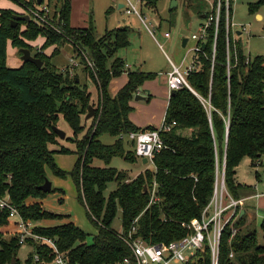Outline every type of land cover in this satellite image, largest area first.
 <instances>
[{
	"label": "trees",
	"instance_id": "obj_1",
	"mask_svg": "<svg viewBox=\"0 0 264 264\" xmlns=\"http://www.w3.org/2000/svg\"><path fill=\"white\" fill-rule=\"evenodd\" d=\"M15 1L24 9H38V0L32 4ZM139 1L156 9L161 0ZM263 6L264 0H259L249 6V13L258 15ZM48 7L53 22L63 28L64 35L33 19L12 27L14 17L21 15L0 10V198L9 197L23 220L35 223L36 234L53 239L68 264H115L130 255L127 245L111 229L119 210L125 233L139 218L136 237L147 244L171 243L186 237L182 223L201 218L223 169L226 188L234 200H243L251 192V187L238 183L237 169L245 159L251 161V166L259 167L264 157V57L248 56L241 39L232 38L225 9L218 29L214 20L206 30L200 51L194 54L195 70L188 76L192 90L182 88L170 96L165 120L174 126L170 132L162 133L168 149L154 157L150 169L130 179L126 173L100 168L95 163L109 165L115 157L132 163L140 160L135 143L127 135L156 129H140L132 123L131 102L145 82L156 75L128 72L125 62L117 57L131 44L128 28L97 38L92 29L71 27L70 0H48ZM206 16H216L215 10ZM39 37H45L46 42L41 50H36L30 43ZM67 38L73 40L83 72L93 81L96 98L75 69L64 73L52 64L57 51L51 57L43 52L68 42ZM76 45L88 53L93 68L81 59ZM9 46L30 50L43 61V67L22 63L19 68H9ZM126 72L128 83L112 97V80ZM90 106L95 108V116L86 121ZM61 121L72 135L64 141L71 142L74 150L63 146L64 141L54 131V127L61 128ZM187 131H191L188 136ZM105 135L115 138V144L105 145L101 141ZM128 143L133 144L135 151H125ZM57 153L78 157L72 171L65 172L56 165ZM48 170L59 178H72L79 201L98 227L92 244L87 243L89 235L72 222L52 227L36 224L70 219L48 212L41 204L50 194L60 193L40 190L48 179ZM155 182L160 201L149 207L151 195L144 190L146 185L151 189ZM111 183H116L117 188L106 198ZM234 228L238 232L233 238L230 225L222 236L220 264H264V245L259 244L247 213H241ZM27 243L34 249L27 264L54 262L55 255L46 244L32 240ZM21 247L16 222L8 210H0V264H13V258L15 264H21L17 258ZM36 255L39 262L35 261Z\"/></svg>",
	"mask_w": 264,
	"mask_h": 264
},
{
	"label": "rangeland",
	"instance_id": "obj_2",
	"mask_svg": "<svg viewBox=\"0 0 264 264\" xmlns=\"http://www.w3.org/2000/svg\"><path fill=\"white\" fill-rule=\"evenodd\" d=\"M6 1L12 5L17 4L15 0ZM131 1L138 7L144 22H142L138 16L133 15L134 17L129 18L132 22L126 25V27H129L131 33V44L127 49L121 50L119 56L124 58L125 62L128 63L127 65H131L133 69L136 70L157 74L159 77L162 76L160 74H164L167 71V68L170 67V61H168L167 55L170 60L178 64H180L186 57L183 70L190 66L194 60V53L190 51V49L195 46V41L192 40V35L201 34V24L204 25L207 22V19L202 18V16L212 13L214 0H161L156 9L145 7L139 0ZM258 1L259 0H236L233 2L232 7V22L236 25L233 27L232 38L234 40L241 39L247 55L252 58L256 56L264 57V6L261 7L258 12L262 17V19L259 18L261 20H259L256 15H251L249 13V6L258 3ZM173 2H176L177 6H173ZM103 17L104 14L99 16V20L103 21ZM104 21L106 22V20ZM241 26H246L248 33H243L240 30ZM148 28L153 34L150 33ZM166 32L171 34V39L167 42L163 38ZM238 32H242L243 34L238 35ZM184 39L189 40L187 47H183ZM158 44H161L162 48H160ZM71 54L74 56L77 54L75 53L73 45L69 43L62 45V52L52 59V64L56 67L69 65L68 58ZM21 63L22 62L18 56V50L9 46L7 66L9 68H18ZM82 68L83 65H81L80 69ZM82 80V83L88 85L94 98H96L97 92L93 81L90 78H87L84 74ZM61 124L67 126L64 121H61ZM90 124L91 122L89 125ZM190 132L191 131L185 132V135L188 136ZM68 137H72L71 132H69ZM101 141L105 145L112 146L115 144L116 139L105 135L101 137ZM62 144L66 148L75 149V146H73L71 142L64 141ZM53 150L58 151L59 149L53 148ZM129 150L135 151L134 146L131 143L125 145V151ZM56 155H61V157L64 156V158L58 157L56 159ZM69 156L70 155L59 153L54 155L55 163L58 165L56 162L57 160L60 164L58 167L61 170H63L62 167H70L68 165H70L71 161H69L68 165L65 163V160L70 158ZM95 166L100 168L110 167L117 169L122 173H126L130 179L136 178L138 173L152 167L150 163L144 164L142 159L138 160V162L132 163L121 157L113 158L109 165L96 161ZM257 173L259 178L257 177ZM239 176L242 183L243 181L251 183V185H253V183H263L264 157L262 158V165L259 167L251 166L250 163H244L240 169ZM60 182H62V185L56 187L64 191L67 197L64 198L63 204H60L58 199H52L53 201L49 202V206H47L48 203L46 204L45 210L58 215L68 213V215L76 221V225H79L80 229L89 235L87 243L92 244L93 236L98 234V227L90 221L87 207L79 201V195L74 182L69 178H67V180L61 179ZM66 182H69L70 188ZM116 188V183L109 184L108 189L105 192V197L108 198ZM54 190H57V188H54ZM122 218V211L119 210L111 225V229L118 234L124 232ZM40 223L36 224L40 226ZM57 224L58 222L46 223L42 227H52ZM261 224L262 219L257 217L256 221L252 222V228L257 231L259 244L264 245V228ZM6 239L9 240L10 236H6ZM33 252V247L27 243L18 250L17 258L21 264H27Z\"/></svg>",
	"mask_w": 264,
	"mask_h": 264
},
{
	"label": "built area",
	"instance_id": "obj_3",
	"mask_svg": "<svg viewBox=\"0 0 264 264\" xmlns=\"http://www.w3.org/2000/svg\"><path fill=\"white\" fill-rule=\"evenodd\" d=\"M235 1H213L212 7L216 12V16H210L209 19L206 18L207 22L201 27V34L192 36V40L195 41V46L190 51L194 54L200 51V44L205 40L206 30L214 20L216 22V28L218 29L223 9H225L226 13L227 30H232L233 32V27L236 25L232 22V7ZM126 2L127 15H136L144 22L138 7L131 0H126ZM24 10L30 19L35 20L39 25L52 28L60 35L65 34L63 28L53 22L52 12L48 6L43 9L29 7ZM148 30L152 33L149 28ZM240 30L243 33H248L246 26H241ZM167 36L169 37V34ZM67 41L71 44L73 43V40L70 38H67ZM77 48L81 59L89 67L93 68V61L90 59L88 53L79 46ZM80 65L81 62L78 58L75 57L70 60V69H76ZM68 69L61 71L65 73ZM194 70V63L185 70L180 66L172 65V69L167 76V88L170 94L169 99L174 91L182 88L192 90L188 76ZM173 126L174 124L168 125L164 118L160 128L153 131L131 132L127 135V138L135 143L137 156L142 160L147 159L148 163L153 166L154 157L168 149L162 139V133L170 132ZM148 191L151 195L150 207L160 201L158 197V184L155 182ZM244 209L245 200H234L229 195L225 184V169H223L217 176L212 200L203 212L201 218H195L190 222L182 223V227L188 233L186 237L171 243L147 244L142 239L136 237L138 231L136 225L139 221V218H137L127 233H117L118 238L129 248L130 255L115 264H220V249L224 231L230 225L233 230L232 238L237 234L238 230L234 228V225L237 223L241 213L244 212ZM0 210H8L10 218L16 222L17 234L22 246L27 244L28 240H32L38 244H46L51 249L52 254L55 255L52 264H68L65 255L60 252L56 242L53 239L36 234L34 232L35 223L24 221L18 209L12 205L9 197L0 198ZM262 224H264V218ZM207 255L209 256V260L207 259ZM233 257L234 254L232 253L231 258ZM35 261H40L39 255L35 256Z\"/></svg>",
	"mask_w": 264,
	"mask_h": 264
},
{
	"label": "crops",
	"instance_id": "obj_4",
	"mask_svg": "<svg viewBox=\"0 0 264 264\" xmlns=\"http://www.w3.org/2000/svg\"><path fill=\"white\" fill-rule=\"evenodd\" d=\"M21 1L32 4L36 0H21ZM70 2H71V27L74 29H92L97 38H101L106 32H109V31H114L117 29H125V28L129 29V27H126V25L132 22L129 18L134 17L133 15H127L126 13V10H127L126 0H70ZM47 6H48V0H38L37 7L39 9H43ZM8 9H11L12 11H14L17 14H20L21 16L27 15L25 13L24 8H22L19 4L12 5L6 0H0V10H8ZM102 14H104L103 18L104 20H106V22L104 20L103 21L99 20V16H101ZM256 16L258 17V19L259 18L262 19V17L259 14ZM202 18H207L206 14L203 15ZM202 26L203 24H201V27ZM167 34H169V37L167 36ZM237 34L241 35L242 33L238 32ZM164 35L165 36H163V38L165 39L166 42L171 39V34L169 32H166ZM193 35H197V34H193ZM45 42H46L45 37H39L37 41L31 42L30 45L33 46L36 50H41ZM66 43H69V42H63L60 45H54L43 52L45 53L46 56L51 57L53 56V53L57 51L55 55L57 56L62 52V45ZM188 44H189V40L186 44V47L188 46ZM158 45L160 46V48H162L161 44H158ZM76 56H74L73 54L69 55V58H68L69 65H65L61 67L57 66V68L59 70L68 69V68L70 69L71 67L70 60L72 58H75ZM117 57H120L119 53L117 54ZM120 58L125 62L123 57H120ZM167 59L168 61H170V67L167 68V71L164 74L163 73L160 74L162 75L160 77L159 75L155 74L156 75L155 79L145 82L142 89H140L137 95L135 96V98L139 96L140 99L138 101L134 99L131 102L133 111L130 114V120L135 126H137L140 129H147V128L158 129L161 127L163 119L165 118V115H166L168 105H169V95L170 94L167 88L168 73L171 71L172 65L180 66L182 68L185 67L184 61L186 57L183 59V61H181L180 64L175 63L172 60H170L168 55H167ZM125 64H126V69L128 70V72L130 71L144 72L141 70L133 69V67L131 65L128 66L127 65L128 63L126 62ZM21 65L19 64V67H21ZM80 68H81V65L78 67V69L77 68L75 69V72L77 75H79L80 80L83 82L82 78H83L84 72H83V68L82 69ZM144 73H150V72H144ZM151 74H154V73H151ZM128 81H129V77H128L127 72L124 73L122 76L112 80L110 84V88H109V91L112 97H115L118 94V92L122 88L125 87ZM60 129L64 130L68 137V134L70 131L68 130L67 126H64L61 124ZM53 148H56V147H53ZM70 150H73V149H70ZM58 157L64 158V156L61 157V155L55 156L56 159ZM69 157H70L69 159L65 160V163L68 165L69 161H71L70 165H68L70 167H66V168L62 167L63 171L65 170V172L72 171L78 159L76 155H70ZM56 162L58 164L57 166H59L60 164L58 163L57 160ZM244 163L251 164V161L249 159H245L240 164V166L237 169V181L239 184L251 187V192L243 198V200H245V209L243 213H247L248 223L252 225V222L256 221L257 217L261 218L262 220L264 218V182L263 183H253V185H251V183H248L246 181H243L242 183L240 180L239 172ZM143 172L141 171L140 173H143ZM140 173H138L136 177ZM47 174H48V179L52 182V190L54 188H57V190L60 193L50 194L46 199L41 201V204L44 206V208L46 207L47 203H48L47 206H49V202L53 201L54 199H58L60 201V204H63L64 198L67 197L64 191L56 187V186L62 185V182H60V180L63 178H59L55 176L50 170L47 171ZM67 178L72 180V178L70 177H67ZM67 178L65 179L67 180ZM66 184L70 188L69 182H66ZM64 212H67V211H64ZM64 215L69 216L70 219L65 220V221H42L39 225L43 226L46 223H53V222H58L57 225L62 224V223H68V222H72L76 225L75 223L76 221L70 215H68V213H65ZM78 228L80 229V226Z\"/></svg>",
	"mask_w": 264,
	"mask_h": 264
},
{
	"label": "water",
	"instance_id": "obj_5",
	"mask_svg": "<svg viewBox=\"0 0 264 264\" xmlns=\"http://www.w3.org/2000/svg\"><path fill=\"white\" fill-rule=\"evenodd\" d=\"M176 2H173V6H176ZM29 22L30 21V17L28 15L26 16H15L14 20L12 21V27H16V25L18 24V22ZM188 42V39H184L183 40V46L186 47V44ZM18 56L20 58V61L22 63H33L35 64L39 69H41L44 65L43 61L36 58L32 52L28 49H20L18 50ZM140 99L139 96H137L135 98L136 101H138ZM144 99V98H143ZM95 116V108L90 106L89 108V114L86 116V121H89L91 119H93ZM54 131L56 132V134L58 135L59 139L64 141L67 137V134L64 130L58 128V127H54ZM144 164H148V160L144 159L143 160ZM40 190L45 192V193H50L52 191V182L47 179L45 184L43 186L40 187ZM145 192L148 191V185L145 186ZM12 263L15 264L16 263V258H13Z\"/></svg>",
	"mask_w": 264,
	"mask_h": 264
}]
</instances>
